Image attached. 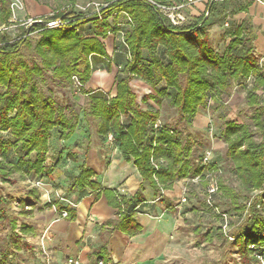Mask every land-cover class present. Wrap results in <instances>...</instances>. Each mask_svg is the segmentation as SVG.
<instances>
[{"label": "trees", "instance_id": "16d2710c", "mask_svg": "<svg viewBox=\"0 0 264 264\" xmlns=\"http://www.w3.org/2000/svg\"><path fill=\"white\" fill-rule=\"evenodd\" d=\"M11 2L0 0V26L10 25ZM250 4L238 0L208 2L206 11L194 22L179 25L173 24L147 0H107L89 14L73 6L58 9L41 18V22L36 20L21 26L16 36L7 28L0 30V228L7 227L9 233L0 239V264H14L13 252L23 248L19 242L24 235L34 233L33 226L18 224V214L31 216L36 205L42 203L40 189L35 184L29 185L26 196L19 199L5 193V186L18 181L14 177L16 172L23 180L32 176L44 179L52 131L60 128L61 138L69 139L80 122L77 110L63 108L44 93L41 86L48 79L60 86H71L75 79L78 81V88L88 99L85 114L101 120L100 131L105 142L108 133H114L123 157L134 159L142 177L159 193L161 188H171L176 180L201 175L204 166L193 153L189 154V145L183 144L178 128L162 123L163 128L154 133L160 112L141 108L130 85L131 79L144 80L156 92L148 98L157 103L167 99L181 118L192 124L201 108L211 109L210 100L216 103L213 109L221 104L234 81L253 78L248 103L254 109L255 131L247 123L229 120L222 127L221 138L227 143L228 155L241 184L248 191L262 190L257 203H251V218L241 226L236 242L242 251H247L248 243H264V97L258 93L264 91V69L254 56L250 22H228L231 16L248 11ZM54 20H60L61 24L47 25ZM226 22L224 35L230 39L221 54L212 46L208 29ZM86 25H89L87 32L83 30ZM119 31L123 32L122 52L126 58L117 77V94L87 90L85 85L96 62L106 61L108 68L112 63L120 67L115 57L108 55L103 42L108 34ZM34 33L39 34L35 42L31 37ZM123 117H128L129 122H124ZM255 133L261 138L256 139ZM152 157L157 163L164 159L165 164L156 169ZM95 175L93 169L82 164L70 187V191L77 192L76 201L93 192L97 195L103 192L109 197L113 194L110 202L118 209L116 227L131 235L139 232L142 227L136 215L143 211V199L126 198L102 188ZM218 183L220 191L235 200V190L222 178ZM15 201L21 207L18 214L12 206ZM160 201L165 199L162 197ZM234 204L237 210L245 208L244 204ZM168 206L175 210L174 205ZM53 207L59 212L66 210V218L75 217L76 207L59 199L42 203L38 209ZM100 261L109 264L103 250L96 254V264Z\"/></svg>", "mask_w": 264, "mask_h": 264}, {"label": "crops", "instance_id": "0c3cea01", "mask_svg": "<svg viewBox=\"0 0 264 264\" xmlns=\"http://www.w3.org/2000/svg\"><path fill=\"white\" fill-rule=\"evenodd\" d=\"M21 1L23 7L13 11L9 19V26L16 25V22L17 25L26 26L30 24L28 21L31 19L41 20L58 9L67 8L68 3L77 4L79 2L78 0ZM106 1L104 0V3ZM248 1L251 2L248 11L239 12L232 17L237 24H241L246 19L249 20L251 24L249 31L253 36L254 51L264 56V4L258 0H238L239 3ZM160 2L172 5L182 2L186 4L182 10L185 21L179 25L194 22L206 11L208 3V1L187 2L186 0H160ZM206 14L208 15L209 12L207 11ZM226 24L228 25V22ZM6 28L8 29V27ZM3 29L5 26H0V30ZM119 32L123 35L122 31ZM110 34L114 36L115 33ZM123 45L118 43L111 46L110 53L105 44L108 55L115 57L121 70L126 58L125 53L122 52ZM101 62H96V68L85 87L90 91L103 90L109 94L105 89L113 84L114 91L110 95L115 96L117 94V77L122 71L112 76L110 71L113 63L110 68L107 64L101 69L98 66ZM237 82L239 84L242 81ZM130 85L136 93L137 101L142 109L159 111L160 116L162 115L161 103L148 98L150 94H156L150 85L139 77L132 78ZM260 92L264 91H258L259 94ZM83 111V114L86 115L84 109ZM82 118L83 116H80V122L69 139L61 138L60 128H55L52 131L49 139L46 175L44 176L48 182V190L52 191L54 195L61 194L76 200L77 192L70 191V187L78 176L82 164H86L95 171L94 179L101 184L102 188L111 189L126 198L136 200L141 197L143 199V211L136 215V220L142 229L131 235L117 228L115 221L118 219V209L110 202V197L113 194L109 197L103 192L100 195L95 192L89 193L77 201L73 219L62 217L60 212L54 208H46L38 214L42 235L46 229L49 230V238L44 240L49 258L55 264H66L70 257H78L81 264H96V254L103 250L108 256L109 264H165L179 228L178 220L172 212H176L182 207V205H177L180 199L176 201L174 196L181 197L183 180H176L177 182L175 181L171 188L166 190L165 195L168 198L172 197L168 203L174 205L175 210L158 216L162 212V202L156 198L161 195V192L157 193L154 185L142 177L134 159L126 160L123 157L118 146L112 147L99 137L95 139L91 124L85 118L82 121ZM124 118L129 122L128 117ZM207 122L208 115L204 111H199L195 117V125L202 128ZM98 130V135H103L100 125ZM40 243L42 247V236ZM43 253V262L46 264V256Z\"/></svg>", "mask_w": 264, "mask_h": 264}, {"label": "rangeland", "instance_id": "374dc122", "mask_svg": "<svg viewBox=\"0 0 264 264\" xmlns=\"http://www.w3.org/2000/svg\"><path fill=\"white\" fill-rule=\"evenodd\" d=\"M78 1L77 4L68 3L67 8L73 6L75 10L89 14L104 4V0ZM233 18L231 16L228 22H235ZM246 21L249 22L248 19ZM28 22L32 23L30 20ZM15 24L8 27V31L12 36H16L20 31L21 26L17 25V22ZM88 26L84 27L83 30L85 32H87L86 28ZM227 26L226 23L215 24L208 29L212 46L221 54L224 52L230 39L224 35ZM114 36L108 34L104 39L110 53L112 51L111 46H115L118 43L123 45L122 33H115ZM31 37L32 41L35 42L39 38V34L34 33ZM256 52L254 51L255 59L264 69V56ZM33 58L40 61L38 55H34ZM30 60L32 59L30 58ZM98 66L102 69L107 66V62L102 61ZM121 71V67L113 63L110 71L112 76ZM252 81L253 78L239 84L237 81H234L223 95L222 102L217 108L213 109L216 103L212 100H210V110L201 108L200 111H204L208 115V122L202 128L195 125V118L192 124H187L179 115L178 110L174 106H171L167 99H161L162 115L160 116V120L162 123L181 130L179 137L182 139L183 144L189 145V149L191 150L189 154L192 155L193 153L197 160H201L206 151L211 150L213 153L212 170L217 173L218 180L222 178L236 192L234 200L224 195L220 191V187H218V192L213 195L212 204H209L207 202L209 183L207 179L201 178L194 182L191 181V178L178 180H183L181 193L186 188L187 192L185 196H187V202L183 204L178 203L177 205H182L181 209L179 208L180 210L172 212L173 216L178 220L179 228L173 239L170 247L171 251L166 257L165 264H264L260 263L250 243L247 245V251H242L236 242L241 226L245 224L246 220L251 218L250 214L252 211H250V205L251 203H257V196L262 190L248 191L241 184L235 174L233 161L228 155L227 144L221 138L222 127L229 120L247 123L255 131L256 127L252 120L254 109L248 103V90L252 86ZM78 86L79 83L76 79L75 83L71 86H60L51 81V79H48L41 87L44 93L51 95L63 108L71 107L77 110L80 116H83L91 124V130L95 139L98 137L104 139V135H98L101 120L83 114V109L86 107L88 99ZM105 90L109 95L112 94L114 91L113 84ZM260 94L264 97V92H260ZM83 118L82 121L84 120ZM123 120L124 122H128L125 118ZM255 138L260 139L261 137L258 133H255ZM187 153L188 151L185 152V155ZM14 177H17L18 181L15 184H7L4 192L14 196L15 199L26 196L28 186L35 184L37 181L35 176H32L30 180H23L20 178L18 172L14 174ZM46 188L49 189V186L47 185ZM39 189L43 204L47 202V192L50 193V200L57 199V196L52 191H47L45 188ZM166 190H161V195L165 201L161 203L162 212L158 216L171 211L168 202L171 201L172 197L168 198L165 195ZM180 198L176 195L174 196L176 201ZM234 202L244 204L245 208L243 210L235 209ZM42 203L39 202L36 205L34 213L31 216L18 214L21 208L20 205H18L17 201L12 204L13 209L18 214V224L26 223L35 228L33 234L24 235V238L19 242L23 248L15 249L13 252L12 260L14 264H44L43 250L40 243L42 227L38 221V214L42 211L38 207ZM258 206L260 208L259 203L257 204ZM8 234L7 227L0 228V239L7 237Z\"/></svg>", "mask_w": 264, "mask_h": 264}, {"label": "built area", "instance_id": "2783aa9c", "mask_svg": "<svg viewBox=\"0 0 264 264\" xmlns=\"http://www.w3.org/2000/svg\"><path fill=\"white\" fill-rule=\"evenodd\" d=\"M148 2H150L153 6H155L162 14H164L165 16H167L171 22L173 24H180L183 23L185 21V15L182 13L183 8L186 6V4L184 2L182 3H178V4H166L163 2H160L158 0H147ZM187 2H194V1H208V2H218V1H224V0H186ZM260 2H262L264 4V0H258ZM11 7L12 10L15 11L16 9L22 8L23 7V2L21 0H12L11 2ZM34 20H30V22H33ZM61 21L60 20H54V21H50L47 22L48 26H57L60 25ZM6 28V27H5ZM163 128V124L162 121L160 119L157 120V122H155L154 124V133L160 131ZM212 129V128H211ZM107 144L115 147L116 145V138L114 133L109 132L107 135ZM212 159H213V153L211 150H207L205 155L201 158L200 163L204 166V170L203 173L201 175L195 176L193 178H191V181H197L201 178H205L208 180V197H207V202L209 204H212V198L213 195L216 194L218 192V187H219V183H218V176L217 173L212 170ZM152 163L154 164L156 169H159L163 164H165L164 159L160 160V163H157L155 161V159L152 157ZM48 185V182H46L44 179H37V181L35 182V186H37L38 188H45L47 191H49L46 186ZM161 190H163L161 188ZM186 188L183 189V192L181 193V198H180V204H183L185 202H187V196L186 195ZM48 194V198L47 201H51L50 200V193L47 192ZM57 199H59L61 202H63L65 205L71 206V207H76L77 206V201L73 200L71 198H68L64 195L61 194H56ZM163 196L160 195L158 198H156V200H160ZM155 200V201H156ZM139 206L135 207V209H138ZM54 209H56L55 207H53ZM62 217H66L68 215V212L66 210H63L60 212ZM48 229L45 230V232L42 235V249L43 252L46 256V264H55L51 261V259L49 258V253L47 252L45 246H44V240L49 238L48 235ZM250 245L253 247H251L255 252L256 255L258 257V260L260 261V263H264V243L263 244H256V243H250ZM66 264H81L80 260L78 257H70L67 259ZM98 264H102V262L100 261Z\"/></svg>", "mask_w": 264, "mask_h": 264}, {"label": "water", "instance_id": "95a60500", "mask_svg": "<svg viewBox=\"0 0 264 264\" xmlns=\"http://www.w3.org/2000/svg\"><path fill=\"white\" fill-rule=\"evenodd\" d=\"M211 3H212V2H211ZM37 21L41 22V20H37Z\"/></svg>", "mask_w": 264, "mask_h": 264}]
</instances>
